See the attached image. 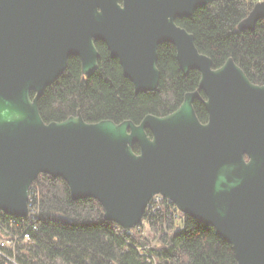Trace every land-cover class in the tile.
Segmentation results:
<instances>
[{
  "label": "water",
  "instance_id": "obj_1",
  "mask_svg": "<svg viewBox=\"0 0 264 264\" xmlns=\"http://www.w3.org/2000/svg\"><path fill=\"white\" fill-rule=\"evenodd\" d=\"M213 1L0 0V211L27 216L29 188L41 173L63 178L72 199H96L104 218L126 229L139 225L161 194L212 226L236 264H264V84L253 83L232 57L213 68L176 22ZM260 20L264 0L237 26L252 31ZM96 41L119 60L135 92L157 88L164 43L175 47L184 74L199 72L198 88L169 114H146L138 123L89 122L79 110L45 122L38 98L71 56L91 74ZM199 90L206 123L193 107Z\"/></svg>",
  "mask_w": 264,
  "mask_h": 264
},
{
  "label": "trees",
  "instance_id": "obj_2",
  "mask_svg": "<svg viewBox=\"0 0 264 264\" xmlns=\"http://www.w3.org/2000/svg\"><path fill=\"white\" fill-rule=\"evenodd\" d=\"M256 1L214 0L176 22L194 35L197 49L211 58L213 67L232 57L252 82L264 84V21L252 31L237 26ZM96 47L98 66L91 74L83 75L80 60L71 56L38 98L45 122L61 121L79 110L89 122L138 123L146 114L171 112L198 86L199 72L183 74L170 43L158 46L157 88L139 92L106 45L98 41ZM193 107L203 121L206 111L200 99ZM133 148L138 151L136 143ZM31 187L37 193L33 218L0 211V237H18L11 248L0 246V264H236L231 245L212 226L180 211L176 214L168 200L160 209L144 213L149 237L143 224L126 229L105 219L101 204L92 197L72 199L61 177L41 173ZM25 233L27 242L22 241Z\"/></svg>",
  "mask_w": 264,
  "mask_h": 264
},
{
  "label": "built area",
  "instance_id": "obj_3",
  "mask_svg": "<svg viewBox=\"0 0 264 264\" xmlns=\"http://www.w3.org/2000/svg\"><path fill=\"white\" fill-rule=\"evenodd\" d=\"M35 191H36L35 188L30 186V188H29V210H28V214H27V216H29L30 218H33L34 214L36 213L35 205L33 202L34 198L37 197L36 196L37 193ZM164 200H168V199L165 198L164 196H162L161 194L153 195L152 198L150 199L149 203L147 204L145 212L155 211L157 209H160L164 203ZM168 201H170V200H168ZM174 209L176 210V214H178L179 210L176 208V206ZM141 224L147 225L146 220L144 218H142ZM17 238H18L17 236H13L12 238L5 236L3 239H0V246H3V247L6 246L8 248L9 247L11 248L12 245L14 243H16ZM29 239L30 238H29L28 234H26V233L23 234V237H22L23 242H27V241H29Z\"/></svg>",
  "mask_w": 264,
  "mask_h": 264
},
{
  "label": "flooded vegetation",
  "instance_id": "obj_4",
  "mask_svg": "<svg viewBox=\"0 0 264 264\" xmlns=\"http://www.w3.org/2000/svg\"><path fill=\"white\" fill-rule=\"evenodd\" d=\"M96 42H98V41H96ZM96 42H95V45H96ZM101 42V41H100ZM103 43V42H102ZM97 48V47H96ZM99 58V57H98ZM115 58V57H114ZM119 61V60H118ZM120 64V63H119ZM222 65V64H221ZM98 66V65H97ZM121 66V65H120ZM213 67V66H212ZM180 68V67H179ZM213 68H216V67H213ZM122 69V68H121ZM159 69V68H158ZM160 71V70H159ZM82 72V71H81ZM189 72V71H188ZM83 74V73H82ZM160 74H161V72H160ZM184 74V73H183ZM84 75V74H83ZM186 75V74H185ZM159 80H160V75H159V79H158V83H159ZM254 83V82H253ZM158 86V85H157ZM197 88H198V86H197ZM196 88V89H197ZM195 89V90H196ZM199 95H200V98L199 97H196L195 99H200V101L203 103V100L202 99H206V95H205V93L202 91V90H199ZM194 99V100H195ZM194 102V101H193ZM180 105V104H179ZM204 105V104H203ZM176 109V108H175ZM174 109V110H175ZM174 110H172V111H174ZM171 111V112H172ZM205 111H206V116H205V119L202 121V120H200L199 118V121L201 122V123H206L207 121H208V119H209V114H208V112H207V110L205 109ZM170 113V112H169ZM169 113H166V114H169ZM166 114H164V115H166ZM164 115H160V116H164ZM198 117V116H197ZM146 130H148V129H146ZM149 131V130H148ZM147 132V131H146ZM148 134V133H147ZM148 135H150V131H149V134ZM220 140H219V145L218 146H221L222 144H221V138H219ZM245 158L247 159V157H246V155H245Z\"/></svg>",
  "mask_w": 264,
  "mask_h": 264
},
{
  "label": "rangeland",
  "instance_id": "obj_5",
  "mask_svg": "<svg viewBox=\"0 0 264 264\" xmlns=\"http://www.w3.org/2000/svg\"><path fill=\"white\" fill-rule=\"evenodd\" d=\"M144 232L146 235H148L149 237H152V234L149 230V226L148 225H144ZM4 238V235L0 237V239H3Z\"/></svg>",
  "mask_w": 264,
  "mask_h": 264
}]
</instances>
